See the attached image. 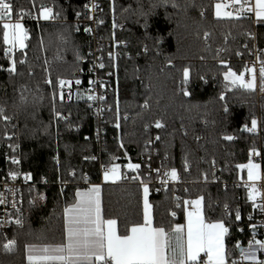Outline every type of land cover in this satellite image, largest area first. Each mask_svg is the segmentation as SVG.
I'll return each mask as SVG.
<instances>
[{"label":"trees","instance_id":"16d2710c","mask_svg":"<svg viewBox=\"0 0 264 264\" xmlns=\"http://www.w3.org/2000/svg\"><path fill=\"white\" fill-rule=\"evenodd\" d=\"M216 1L101 0L104 36L112 37L115 22V36L126 46L115 58L119 97L105 102L110 105L106 118L118 119L120 127H107L99 139L92 108L84 100H63L59 89L60 80L74 76L93 45L77 22L87 0H12L16 13L38 14L51 5L55 19L25 25L26 45L14 49L15 72L8 71L0 21V176L21 168L37 182L24 188V223L0 233V264L25 263L30 244L63 242L64 209L75 201L77 189L91 182L101 183L103 216L117 220L120 235L143 223L140 181L153 176L141 157L149 155L157 169L178 173L167 189L150 185L154 225L171 230L184 223V202L203 197L205 219L223 220L229 228L228 261L238 260L237 242L243 245L251 232L247 226L241 231L251 207L247 188L237 183L239 165L259 150L264 176V94L256 87L226 89L223 74L229 68L241 74L253 31L264 48V20L217 17ZM105 61L112 69L114 58ZM185 68L190 70L187 84ZM253 119L259 122L257 131L244 130ZM101 162L123 169L138 164L139 174L103 182ZM10 240L16 243L7 251Z\"/></svg>","mask_w":264,"mask_h":264},{"label":"snow or ice","instance_id":"6c2138e0","mask_svg":"<svg viewBox=\"0 0 264 264\" xmlns=\"http://www.w3.org/2000/svg\"><path fill=\"white\" fill-rule=\"evenodd\" d=\"M165 3L168 0H164ZM234 3L241 4L240 12H255L258 20H264V0H256L255 7L246 8L247 0L241 3V0H233ZM175 6V5H174ZM95 7V5H93ZM216 16L231 17L233 13L222 11L227 5L217 3ZM13 13V5L9 0H0V21L5 19L8 22L3 23V41L6 45H10L6 49V54L11 52L12 48L19 45L21 48L25 46L24 41L27 38V32L24 25L19 22H11ZM40 17L48 20L52 17V9L42 6ZM23 12H21V17ZM146 50V49H145ZM223 63V62H222ZM101 67L104 65L101 64ZM9 72L16 71V61L13 59ZM252 74L250 80H246L244 74H237L231 68L224 72L225 88H245L254 90L256 86V70L255 68L246 69ZM190 77V70H183V83L187 84ZM261 90H264V62L260 68ZM60 85L63 86L67 81L61 80ZM77 84L80 81H76ZM184 95L191 93L184 90ZM62 98V96H61ZM93 99V97H89ZM220 99L224 100L222 93ZM147 107V104H145ZM227 111V108H225ZM4 110L0 108V115ZM60 114L57 113V116ZM5 120L7 116H3ZM119 127V124L116 125ZM162 125L157 122L156 127ZM257 129V120L253 119L251 127L244 126V130L254 132ZM159 139V137H157ZM226 140H232V136H226ZM123 147V144H121ZM13 163H18L13 159ZM138 164H129V169H139ZM239 167L248 169V180L256 181L260 179L258 172L259 165L251 161L247 165ZM119 165H113L111 169L104 172V180H117L120 178L118 172ZM159 171V170H157ZM15 178V174H11ZM172 180L178 179L176 169H172L170 173H165ZM29 178V177H26ZM135 179V177H134ZM207 179V176H205ZM143 184V180L140 181ZM144 192V222L141 224H133L127 229V234L120 235L117 230V220H104L101 215L100 206V187L93 185L87 190H78L76 192V202L64 209L66 242L58 245H45L37 248L34 245H28L29 264H228V254L225 245V236L229 232V228L223 220L214 223H206L202 211L203 197L194 201H185L186 205H194L193 211L187 212V226L177 224L171 230L164 227H154L150 214L148 200L149 187L143 185ZM258 189L253 183L250 186L249 200L255 201ZM0 203H4L2 194H0ZM227 208V205L225 206ZM264 208V205L260 206ZM172 215H175L173 213ZM241 219L239 211L236 212V220ZM20 224V220L15 221ZM255 225H252L253 230ZM243 231V229H241ZM15 240L8 241L4 245L5 250L11 251L15 245ZM237 249L240 251L241 259H247L250 264H264V260H260L257 252L264 250V241H249L248 248H244L237 242ZM203 253L207 259L201 257ZM232 264H237L235 260Z\"/></svg>","mask_w":264,"mask_h":264},{"label":"built area","instance_id":"2783aa9c","mask_svg":"<svg viewBox=\"0 0 264 264\" xmlns=\"http://www.w3.org/2000/svg\"><path fill=\"white\" fill-rule=\"evenodd\" d=\"M221 4L227 5L224 8V11L233 13L232 16H245L249 17L256 22L255 12L244 11L240 12L241 4L234 3L233 0H218ZM12 3V0H9ZM244 0H241L243 3ZM13 5V3H12ZM95 5V7H93ZM52 9L51 5H48ZM246 8H254V0H247L245 5ZM86 12L84 16H78L77 22L78 25L83 26L84 31L92 38L93 45L90 49L89 55L86 56L82 62L83 65L77 69L76 73L71 78L61 79L67 81L63 86L59 83V89L61 92L62 99L65 101L80 99L84 100L93 110V114L98 117V125L96 127V135L100 139L107 132V127L118 129L120 127L119 120L116 121L108 120L105 115V109L110 108V105H105V102L111 97L118 99L119 97V80L117 73V62L116 57L121 53V49L126 46V42L119 40L115 36L116 23L113 22V33L111 38H106L104 36V30L100 27V14H101V0H87L85 4ZM55 19L54 15L48 20ZM19 20L22 24L26 25L29 22H38L41 21V18L37 13H27L23 12L21 17V11L14 12L11 17V22L15 23ZM114 20V19H113ZM125 24V23H123ZM253 39V46L249 49V55L244 60V67L241 74H244L246 80H250L252 74L246 69L255 68L256 70V89L258 90V95L264 94L263 90L259 89L260 86V68L262 62H264V48H259L257 43L256 32L253 31L250 34ZM14 49L8 53L7 58L12 62L13 60ZM114 58L113 68L108 69L105 59ZM104 66L101 67L100 65ZM60 80V81H61ZM76 81H80L79 84ZM93 97V99H89ZM119 124V127L116 125ZM259 122L257 120V129ZM251 127V125H250ZM257 129L255 131H257ZM101 142V141H99ZM148 142L150 144H153ZM100 147L104 144L100 143ZM96 158V155H94ZM19 161L18 157L13 158ZM250 159L259 160V150H252L250 152ZM141 161L145 162L149 171L147 172L152 177L149 181H143V185L147 184L150 188V185H154L156 190L167 189L169 185L173 184L175 180H172L170 176L165 175V173H170L166 169H157L152 161V156H142ZM113 165L119 164H105L100 163L99 169L101 176H104L106 169H111ZM159 170V171H157ZM118 171H121L122 175L125 177H136L139 172L138 169H129L128 166L121 168L119 165ZM15 174V178L11 175ZM29 177V178H26ZM87 179V175H85ZM216 180V178H214ZM45 178L42 177V182H45ZM238 184H241L250 190V186L254 183L258 189L256 200H250V210L245 214L246 224L241 227L244 229L247 227L250 228V235L245 240V243L242 245L244 248H248L249 241L262 240L264 241V208H261V205H264V176L256 181L243 180L239 178L237 181ZM37 184L34 181L32 173L22 170L21 168L16 171H8L5 175L0 177V194H2L4 203H0V233H4L7 229L19 226L24 223V188L27 186H32ZM176 205L179 206V202H176ZM20 220L21 223L17 224L15 221ZM252 225H255L253 230ZM257 256L260 260H264V250L257 252ZM239 261L246 264H250V261L247 259L242 260L241 254L238 258Z\"/></svg>","mask_w":264,"mask_h":264},{"label":"crops","instance_id":"0c3cea01","mask_svg":"<svg viewBox=\"0 0 264 264\" xmlns=\"http://www.w3.org/2000/svg\"><path fill=\"white\" fill-rule=\"evenodd\" d=\"M255 1V3H256V0H254ZM224 10V9H223ZM223 16V15H222ZM257 18V17H256ZM2 23L3 22H8V20L7 19H5L4 21H1ZM24 25V24H23ZM24 28H25V30H26V32H27V28H26V26L24 25ZM27 38H28V32H27ZM27 38L25 39V41H24V44L26 45V41H27ZM9 47H11V46H9L8 45V48ZM25 47V46H24ZM24 47L23 48H21L19 45H17L16 47H14V48H12V49H24ZM252 162V163H254V164H257V165H259L260 167H259V169H258V172H259V174H260V178L263 176V170H262V165H261V163H260V161L259 160H253V159H250L249 161H247V162H245V163H242V164H240V165H247L249 162ZM129 165V163L127 164V166ZM239 165V166H240ZM119 173H120V178L119 179H117V180H108V181H105L104 180V176L102 177V180H103V182H117L118 180H120L121 178H122V173H121V171H118ZM1 177V176H0ZM239 178H242L243 180H248V169H247V167H244V168H241V167H239ZM93 185H98L99 187H100V206H101V215H102V218L104 219V220H108V219H114V218H105L104 216H103V211H102V195H101V183L100 182H91V183H89V184H87V185H84V186H82V187H79L78 189H77V191L78 190H81V191H83V190H87V189H89V188H91ZM149 187V186H148ZM76 191V192H77ZM248 195H249V191H248ZM143 198H144V192H143ZM198 198H200V197H198ZM198 198H193V199H188L187 201H194V200H196V199H198ZM148 200H149V204L151 205V207H150V214H151V217H152V221H153V206H152V203H151V201H150V188H149V194H148ZM76 202V199H75V201L72 203V204H74ZM72 204H70V205H72ZM70 205H68V206H70ZM67 206V207H68ZM194 210V205H191V204H188V205H186L185 204V213H184V216H185V220H184V223H182L181 225H185V230H186V226H187V212L188 211H193ZM202 211H203V201H202ZM143 214H144V199H143ZM203 216H204V212H203ZM205 218V217H204ZM116 220V219H115ZM205 222L206 223H214V222H216V221H208V220H206L205 219ZM225 223V222H224ZM64 224H65V215H64ZM225 225H226V223H225ZM153 226L154 227H156L155 225H154V221H153ZM227 226V225H226ZM117 230H118V225H117ZM64 231H65V238H64V241L63 242H60V243H34V244H30V245H34V246H36L37 248H39V247H43V246H45V245H58V244H62V243H65L66 242V230H65V228H64ZM119 233V232H118ZM224 242H225V245H226V236H225V240H224ZM227 251V250H226ZM201 257L204 259V260H206L207 259V257L203 254V253H201ZM236 262H237V264H246V263H244V262H241V261H239V260H235ZM22 264H29V260H28V250L26 249V262L25 263H22ZM228 264H232V262H229L228 261Z\"/></svg>","mask_w":264,"mask_h":264},{"label":"rangeland","instance_id":"374dc122","mask_svg":"<svg viewBox=\"0 0 264 264\" xmlns=\"http://www.w3.org/2000/svg\"><path fill=\"white\" fill-rule=\"evenodd\" d=\"M217 3H220L218 0L215 2V5L217 4ZM256 3H255V1H254V5H255ZM44 7H47V8H50V7H48V6H44ZM51 9V8H50ZM40 11H41V8H40V10H39V12H38V15L40 14ZM222 11H224V10H222ZM215 12H216V7H215ZM39 17H40V15H39ZM41 18V17H40ZM41 20H45V19H43V18H41ZM3 23H5V22H3ZM10 46V45H9ZM233 71V70H232ZM252 78V77H251ZM262 83V82H261ZM120 174V173H119ZM205 177V176H204Z\"/></svg>","mask_w":264,"mask_h":264},{"label":"water","instance_id":"95a60500","mask_svg":"<svg viewBox=\"0 0 264 264\" xmlns=\"http://www.w3.org/2000/svg\"><path fill=\"white\" fill-rule=\"evenodd\" d=\"M242 246V245H241ZM243 247V246H242ZM240 252V251H239Z\"/></svg>","mask_w":264,"mask_h":264}]
</instances>
